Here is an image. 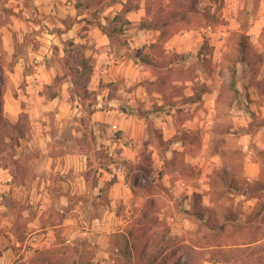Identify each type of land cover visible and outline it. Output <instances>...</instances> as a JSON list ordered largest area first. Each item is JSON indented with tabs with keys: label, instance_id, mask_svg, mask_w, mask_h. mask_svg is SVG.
<instances>
[{
	"label": "crops",
	"instance_id": "1",
	"mask_svg": "<svg viewBox=\"0 0 264 264\" xmlns=\"http://www.w3.org/2000/svg\"><path fill=\"white\" fill-rule=\"evenodd\" d=\"M14 2L15 13L11 17L15 22L28 21L31 27L24 28L18 23L0 26L3 49L10 59L15 58L2 94V114L13 125L23 117L27 125L13 145L15 154L8 159L0 158V264H42V260H54L56 255L77 256L81 255L83 244L94 247L96 264H110L111 249L118 252L113 245L115 238H123L132 249L129 232L136 218L139 215L143 218L153 195L138 194L137 180L132 175L126 176L120 166L115 168L108 158L138 164L144 151L151 158L156 157L150 151L154 147L148 141V130L152 121L158 127L164 126L158 118L166 109L162 107L165 91L159 87L164 81L151 70L143 71L146 80L143 86L136 60L111 47L99 28L104 23L98 26L86 23L87 13L80 5H104L97 13L99 20L105 21L111 15L113 20L123 17L126 24L144 18L147 9L141 4L131 6L130 0ZM125 6L132 10L123 14ZM26 34L38 40L35 48L29 44L25 58L14 57L19 39ZM64 43L88 46L84 58L91 60L90 77L83 80L77 74L76 79L80 84L100 89L95 103L86 105L88 110L80 104L81 93L71 89L75 79L63 77L54 57L56 53L57 58L63 59ZM129 47L134 49L135 44L129 42ZM259 51L264 52V48L260 46ZM240 65L250 73L249 62ZM56 77H63L57 93L43 92ZM101 85L104 87L100 88ZM218 89L206 95L216 99ZM234 94L248 107L240 110L242 116L230 124L233 146L227 138L219 150L207 142L202 147L203 156H187L185 162L197 174L192 183L172 179V175L162 171L169 156L164 155L163 161L158 162L161 174L148 171L150 178L161 177L164 188L181 201L186 216L181 220L183 223H174L172 217L167 219L174 231L204 226L220 210L219 198L224 191L240 203L241 212L235 221L238 227L264 228V220H251L252 214L264 205V62L254 73L238 79ZM253 113L259 116L254 125L249 116ZM87 122L96 135L93 141L86 138ZM104 133L107 136L120 133L122 138L110 140L104 138ZM179 141L181 147L177 150L183 151L184 143ZM104 149L108 158L101 157L100 150ZM216 172H222L218 178L222 185L215 184ZM248 185L253 188L257 185L260 191L251 194ZM158 216L161 220L164 214ZM221 220L219 236L226 242L225 231L233 221L225 216ZM210 236L216 235H208L207 242H212ZM260 244H264V235L241 242L239 247ZM72 247L79 251H66ZM193 247L200 252L224 248ZM203 254L206 260L202 264H241L226 263L220 254ZM213 255L219 260L213 261ZM181 259L183 262L184 257Z\"/></svg>",
	"mask_w": 264,
	"mask_h": 264
},
{
	"label": "rangeland",
	"instance_id": "2",
	"mask_svg": "<svg viewBox=\"0 0 264 264\" xmlns=\"http://www.w3.org/2000/svg\"><path fill=\"white\" fill-rule=\"evenodd\" d=\"M14 4V0H0V26H13L18 23L24 28L31 27L28 21L23 23L21 19L20 22H15L16 19L11 17L15 13ZM130 4L131 6L143 5L147 9V15L130 24H126L123 17L113 20L111 15L108 18L106 16L103 21L99 20L97 13L104 5L90 4L89 6L87 4L85 7L80 5L81 10L87 13L86 23L95 26L104 23L102 32L107 36L111 47L136 60L143 86L146 81L143 71L151 70L153 75L164 81L159 87L165 91L162 107L166 109L162 111V116L157 114L164 126L158 127L152 121L148 130V141L154 147L150 151L156 153V159L151 158V154L144 151L138 164L120 163L113 157L108 158L105 149L100 150L101 157L108 158L115 168L120 166L126 176L132 175L137 180L138 194L149 192L153 195L143 211V218L139 215L134 226L131 227L132 249L123 238H115L113 245L118 252L111 249L110 264H175L176 261L182 263L181 247L186 245L183 244L184 242L198 248L224 246V248L208 249L201 253L220 254L226 263L264 264V244L239 247L241 242L251 241L264 235V228L238 227L235 221L241 212V206L239 202L228 196L226 191L220 190L224 193V196L219 198L220 210L210 216L204 226H200L198 230L183 228V232L174 231V227L168 225L167 219L172 217L174 223H183L181 220L186 216L182 213L181 201L175 200L169 189L164 188L161 177L150 178L148 175V171L155 175L161 174L159 163L163 161L161 158L165 155L169 156V160L165 162V169L162 171L172 175V179L182 178L190 184L197 174L188 166L189 163L185 162L187 156L190 157L193 154L201 156L202 147L207 142H212L213 147L219 150L227 138L231 139L228 142L233 146L234 138L229 136L230 124L234 118L242 116L239 113L240 110L248 107L245 102L235 96V86L238 79L245 74L254 73L259 64L264 62V52L259 51L260 46L264 48V0H130ZM174 14L176 18L173 17ZM163 21H168L169 26L165 29L167 36L160 42H157L160 31L141 29V24L144 22L161 23ZM21 38L20 44L16 45V54L13 56L25 58L28 53L27 45L30 44L32 48H35L38 40L32 34H26ZM204 41L208 46L201 53L200 49ZM129 42L135 44L134 49L129 47ZM152 43L156 44L154 48H150ZM87 49L86 45L70 46L66 60L57 58V54L53 53L64 78L69 76L72 80L77 79L78 70L76 69L81 67L79 59L84 57ZM146 55L153 58V60L150 58L154 63L153 66L140 62V59ZM244 55L250 63L249 74L240 65ZM14 62L15 58L10 59L4 51L3 39L0 35V76L5 78L4 89L9 73L13 71ZM88 65L90 71L83 80L90 77V59ZM59 84H52L44 88L43 92L55 94ZM73 86L71 88L73 92L81 93L82 107L86 110L90 109L85 107L95 103L100 89H97L96 85L83 83ZM103 87L101 85L100 88ZM217 89L220 94L216 99L206 95V92ZM193 94L195 95L192 96ZM190 97H194V101L190 100ZM154 110L158 112L157 108ZM249 116L253 119L252 125L255 122L258 123L259 116L254 113ZM26 125L23 117L20 123L13 125L0 113V158L8 159L15 154L13 145ZM103 136L116 141L122 138L120 133H112L109 136L104 133ZM95 137L93 128L87 122V140L93 141ZM182 138L185 139L184 149L178 151L177 149L181 147L179 140ZM234 153L238 159L237 150ZM216 173L214 179L215 184L218 185L222 183L218 179L222 177V172ZM159 213L164 214L161 220ZM222 216L233 221L231 227L225 231L228 236L226 242L219 236ZM251 220L255 221V218L251 216ZM208 235L216 236L215 238L210 236L212 242H207ZM80 248L81 255H56L54 260H48L42 264H96L93 259L94 247L83 244ZM77 250L79 251L78 248L72 247L71 250L66 251L74 253ZM214 255L212 260H219Z\"/></svg>",
	"mask_w": 264,
	"mask_h": 264
},
{
	"label": "trees",
	"instance_id": "3",
	"mask_svg": "<svg viewBox=\"0 0 264 264\" xmlns=\"http://www.w3.org/2000/svg\"><path fill=\"white\" fill-rule=\"evenodd\" d=\"M216 1V0H215ZM131 9V7H127L125 6L123 9V14L126 12H129ZM174 18H176V14L173 15ZM120 18L117 17V19ZM169 26V22L168 21H163V22H159V23H142L141 24V29L143 30H155V31H160V35L158 37L157 42H160L164 39V37L167 36L166 34V27ZM99 28L101 29V31L103 30V27L100 25ZM155 43L151 45V48L155 47ZM73 46V43H64L63 45V50H64V57L63 59L66 60L68 59V54H69V47ZM208 44L206 41L203 42L202 47L200 49V52L202 53V51H204L207 48ZM181 58V55H179ZM242 62H248V59L246 58V56L244 55L241 59ZM140 62L146 65H154L153 61H151L150 56L146 55V57H143L140 59ZM79 65H81L80 67V71L77 72V74H79V76L81 78L85 77L86 75H88V71H90V67L88 65V59L81 57L79 59ZM78 70V68L76 69ZM234 76V74H233ZM63 80V77H56L54 79L53 85L60 83ZM78 81H74V84H78ZM4 85H5V78L3 76H0V113H2V94H3V89H4ZM50 87V86H49ZM199 97V95H198ZM194 97H190V100H193ZM200 99V98H198ZM183 143L185 141L184 138L180 139ZM248 190L251 194H255L256 192H259L260 189L257 187V185H255V187H250L248 185ZM252 217L255 218V221H257L256 219H260V220H264V205L260 208V210H258L257 212H254L252 214ZM129 235L132 236V232H129ZM181 252H182V256L184 257V261L182 263H179L178 261H176L175 264H202L206 259L204 257V254L201 253L200 251H197L194 249V247L192 245H183L181 247ZM177 260V259H176ZM42 263H44L45 261L42 260Z\"/></svg>",
	"mask_w": 264,
	"mask_h": 264
},
{
	"label": "built area",
	"instance_id": "4",
	"mask_svg": "<svg viewBox=\"0 0 264 264\" xmlns=\"http://www.w3.org/2000/svg\"><path fill=\"white\" fill-rule=\"evenodd\" d=\"M118 170H120V169L118 168Z\"/></svg>",
	"mask_w": 264,
	"mask_h": 264
}]
</instances>
